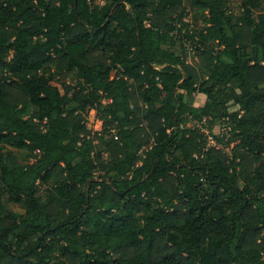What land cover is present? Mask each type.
<instances>
[{
    "label": "trees",
    "instance_id": "1",
    "mask_svg": "<svg viewBox=\"0 0 264 264\" xmlns=\"http://www.w3.org/2000/svg\"><path fill=\"white\" fill-rule=\"evenodd\" d=\"M182 1L0 0V264H264V0Z\"/></svg>",
    "mask_w": 264,
    "mask_h": 264
},
{
    "label": "rangeland",
    "instance_id": "2",
    "mask_svg": "<svg viewBox=\"0 0 264 264\" xmlns=\"http://www.w3.org/2000/svg\"><path fill=\"white\" fill-rule=\"evenodd\" d=\"M229 11L232 12L234 15H238L240 13V7H241V0H227ZM182 8H184V11L186 13V16L184 17V21H187L189 23V31L192 32L193 28H196L199 26L200 23V16L196 14V9L192 5L190 0H183L182 1ZM179 26V25H177ZM184 29L179 33L177 31L174 32L175 36L179 41L176 43V45L173 47V49L181 54L186 55V59L189 63L198 66V61L195 57L194 51H193V45L197 41V39L193 42H191L190 39H188L186 36H183ZM205 97L202 94H192L191 96L187 97V100L195 106L201 105L204 101ZM236 107H231V110H235ZM87 126L92 130H100L101 129V121L99 120V117L95 110H91L88 117H87ZM190 125L195 126L199 128L201 132H205L207 134V145L212 144H218L219 146H222L220 142L216 140L221 139L223 141H226L228 138V131L229 127L224 121L220 120H211L209 118H205L200 122H189ZM3 153L12 154L18 163L25 164L26 162H33L32 159L25 160L24 155L19 150L7 146L3 149ZM3 199L6 200V196L3 195ZM9 205L12 207V209L17 212L18 214L22 213L23 210L20 209L16 204L9 203Z\"/></svg>",
    "mask_w": 264,
    "mask_h": 264
},
{
    "label": "built area",
    "instance_id": "3",
    "mask_svg": "<svg viewBox=\"0 0 264 264\" xmlns=\"http://www.w3.org/2000/svg\"><path fill=\"white\" fill-rule=\"evenodd\" d=\"M204 133H205V132H204ZM205 134H206V133H205ZM206 135H207V134H206ZM212 145L214 146V145H216V144L214 143V144H212ZM218 147H219V146H218Z\"/></svg>",
    "mask_w": 264,
    "mask_h": 264
}]
</instances>
